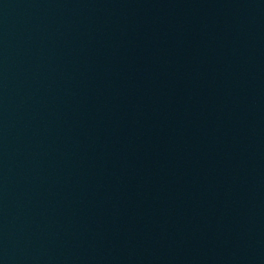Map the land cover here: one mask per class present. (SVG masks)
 <instances>
[{
  "label": "water",
  "instance_id": "1",
  "mask_svg": "<svg viewBox=\"0 0 264 264\" xmlns=\"http://www.w3.org/2000/svg\"><path fill=\"white\" fill-rule=\"evenodd\" d=\"M0 264H250L239 0H0Z\"/></svg>",
  "mask_w": 264,
  "mask_h": 264
}]
</instances>
